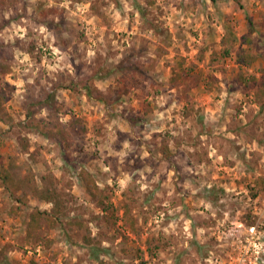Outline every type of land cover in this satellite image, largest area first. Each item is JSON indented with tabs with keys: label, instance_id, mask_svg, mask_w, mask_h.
Here are the masks:
<instances>
[{
	"label": "rangeland",
	"instance_id": "374dc122",
	"mask_svg": "<svg viewBox=\"0 0 264 264\" xmlns=\"http://www.w3.org/2000/svg\"><path fill=\"white\" fill-rule=\"evenodd\" d=\"M1 48L0 171L67 205L28 233L52 204L0 178V264H264V0H0Z\"/></svg>",
	"mask_w": 264,
	"mask_h": 264
},
{
	"label": "trees",
	"instance_id": "16d2710c",
	"mask_svg": "<svg viewBox=\"0 0 264 264\" xmlns=\"http://www.w3.org/2000/svg\"><path fill=\"white\" fill-rule=\"evenodd\" d=\"M79 1H83V0H79ZM212 1L215 2L217 0H212ZM248 41L251 42V40H248ZM229 44L230 45L232 44V40H229ZM0 50H1L0 52V80H1L2 77L8 74V72L10 71V65L8 64L9 58L7 54L4 52L2 48ZM229 53L230 51L227 46L224 50V55L227 56ZM248 57L252 59L251 61L255 60V57L251 55ZM246 60H247V53L245 54V56L243 54L238 55V58H237L238 62L246 61ZM181 77L182 75L178 73L177 76H174L171 79V81L175 82L177 79ZM93 78H94L93 76H90L87 79H84L82 82L83 87H85L88 90L87 96L90 99L95 98L92 94V90L95 89L92 86ZM253 80L256 82L258 81L255 76L253 77ZM260 82H261V86H264V80ZM242 83H244L245 85H249L247 82H244V81H242ZM97 99L99 100L102 99V96L98 95ZM35 103H39L41 107H46V108L51 107L52 108L53 103H54V94L53 93L48 94L47 98L45 99H43L42 97L31 98V99L29 98V102L26 105L29 111H31L32 105H34ZM31 113L32 111L28 112L27 117L30 118ZM51 116H54V115L51 114ZM80 121H82L81 118H78L75 115H73V119L69 123V127H67V125L64 124V122H62L61 120L57 118L56 121L54 122V126H52V128L48 127L47 129L42 128L44 131L42 133L47 137H51V138L55 137L56 139L60 140L63 143L62 144L63 145V156L66 157L67 148H70L72 146V142H71L72 140L70 137L71 135L70 129L73 128L74 131H77L76 123ZM82 129L85 130L86 128L83 127ZM164 153L167 156H170L169 154H171V152L168 149L165 150ZM80 175L85 181V183L87 184V187L90 189L91 194L97 195V193H99L98 197L102 203H105V198L107 199L110 198L109 194H103L95 178L90 172L83 170ZM0 178H1V183L4 186H6L7 189L8 187L13 186L18 190L25 191L24 192L25 194L27 193L32 194V196L36 197L40 201L52 204V208L50 209L49 208L42 209V208L37 207L29 212V221H28V226H27L28 233L32 234V232L38 229L43 222H49L52 225H56V224H59V222L63 219L65 215V207L67 204H66V201L63 199L64 197H63L62 192L59 191V188L57 184L54 182L52 177L45 176L43 178L44 184L42 187H40L37 184L35 174L33 171H30L27 175H24V177L18 179L14 176V174L11 173V170L7 168L3 171H0ZM12 180L17 181V183L16 182L12 183L11 182ZM263 180H264L263 178L256 179V184L262 186ZM18 200L22 202L24 199L22 197H19ZM17 208L21 209V206L18 205ZM126 210L128 211V206ZM127 211L126 213L129 214V212ZM255 218L256 216H252V218L249 220V223L251 225H254ZM69 222L72 223V221H69ZM134 223L135 222H133L132 224L135 225ZM100 264H104V263L101 262Z\"/></svg>",
	"mask_w": 264,
	"mask_h": 264
}]
</instances>
